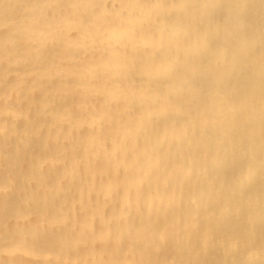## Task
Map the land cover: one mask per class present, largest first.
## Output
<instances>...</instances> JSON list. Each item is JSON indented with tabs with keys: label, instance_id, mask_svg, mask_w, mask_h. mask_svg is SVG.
Instances as JSON below:
<instances>
[{
	"label": "bare ground",
	"instance_id": "obj_1",
	"mask_svg": "<svg viewBox=\"0 0 264 264\" xmlns=\"http://www.w3.org/2000/svg\"><path fill=\"white\" fill-rule=\"evenodd\" d=\"M0 264H264V0H0Z\"/></svg>",
	"mask_w": 264,
	"mask_h": 264
}]
</instances>
